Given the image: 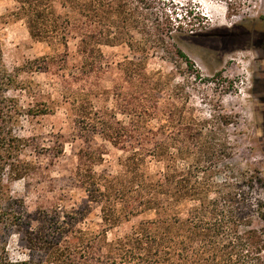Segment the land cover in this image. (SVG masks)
<instances>
[{"label":"trees","instance_id":"trees-1","mask_svg":"<svg viewBox=\"0 0 264 264\" xmlns=\"http://www.w3.org/2000/svg\"><path fill=\"white\" fill-rule=\"evenodd\" d=\"M138 2L145 4L144 0ZM14 3V17L26 20L32 38L48 39L49 31L43 27L52 28V32L60 29L56 20L52 24L49 19L50 0ZM114 12L117 19L106 27L117 34L104 41L92 38L93 50L80 52L81 74L95 71L102 62L100 51L94 50L101 43L164 53L158 57L134 51L139 55L120 64L130 92L119 90L111 110L96 111L92 94L78 100L73 97L78 103L74 122L80 137L88 142L99 136L122 151L121 171L116 175L96 173L94 166L102 154L88 146L80 149L73 174L76 199L60 196L48 206L39 205L33 216L24 200L12 195L8 182L41 176L46 168L40 163L34 167L22 158L31 139L16 135L13 126L21 116L45 115L46 110L24 113L18 101L7 96L16 79L3 65L0 43V264H264L263 205L252 196L262 180L255 170L236 177L228 166L221 167L230 158L231 145L220 133L224 124L220 119L211 126L210 121L193 118L185 122L180 113L178 125L171 127L169 120L176 115L165 111L158 97L163 81L146 72L151 58L193 69L176 38V33L200 35L192 29L191 13L183 19L191 28L183 30L182 22L176 26L143 22L133 0H118ZM263 19L237 24L226 32L258 28ZM130 28L139 40H134ZM65 40L63 35L61 43L66 46ZM83 43L86 41L81 40ZM257 46L264 49L262 37ZM117 115L124 116L127 123ZM32 148L38 156L49 152L38 143ZM62 151L59 147L58 155ZM77 197L81 202H76ZM82 201L99 205L102 224L98 228L87 223V207ZM142 215L147 218L130 232L107 239L110 229ZM13 236L18 238L20 257L9 251Z\"/></svg>","mask_w":264,"mask_h":264},{"label":"rangeland","instance_id":"rangeland-1","mask_svg":"<svg viewBox=\"0 0 264 264\" xmlns=\"http://www.w3.org/2000/svg\"><path fill=\"white\" fill-rule=\"evenodd\" d=\"M116 2L118 0H50L49 19L52 24L55 20L59 23L60 31L52 32V28L43 27L49 31L48 39H35L29 33L26 20L14 17V0H0L2 61L16 79L7 96L16 99L24 113L29 109L34 113L46 110L45 115L21 116L13 126L16 135L31 139L22 158L34 167L40 163L46 168L41 176L33 174L31 178L8 182L12 195L24 200L30 216L39 205L48 206L60 196L76 199L73 174L82 148L88 146L102 154L101 161L96 160L94 166L96 173L107 171L116 175L121 171L122 151L99 136L88 142L80 137L74 122L78 106L74 98L78 100L92 94L96 111L111 110L119 90L130 92L120 64L134 54L139 55L134 51L158 57L164 53L147 47L131 50L124 44L101 43L94 46V50L100 51L102 62L95 71L81 74L80 52L93 50L92 38L104 41L108 35L112 37L118 32L113 28L110 32L107 30V25L111 26L109 22L117 19ZM133 2L138 4L140 18L147 24L172 23L176 26L182 22L183 30L190 29L183 19L187 12L191 13L188 19H193L192 29L200 35L189 37L176 33V38L179 48L193 62V69L180 62L151 58L146 72L163 81V92L158 97L164 110L176 115L173 121L169 120L171 127L178 125L180 113L185 122L193 118L210 121L211 126L220 120L224 123L220 125V133L224 142L230 143L231 150L228 151L230 158L221 167L228 166L236 177L247 170L257 172L262 182L254 187L252 196L263 205L261 211L264 213V49L257 46L261 37L264 39V19L258 28L226 32L237 24H248L264 17V0H231L229 5L228 0ZM129 33L134 40H139L133 29L130 28ZM63 35L66 46L61 43ZM81 40L86 43L81 44ZM39 67L44 69L36 71ZM117 119L127 123L122 115H117ZM35 143L42 144L49 152L38 156L32 148ZM59 147L63 149L61 155L57 153ZM152 168L150 172L155 170ZM82 203L87 207V223L98 228L102 224L99 205ZM145 218L142 215L110 229L107 239L130 232ZM258 225L263 226L262 223ZM17 240L16 236L12 237L9 251L20 257Z\"/></svg>","mask_w":264,"mask_h":264}]
</instances>
